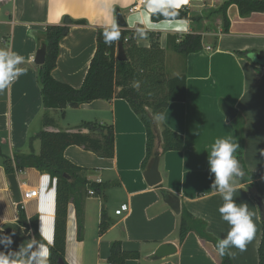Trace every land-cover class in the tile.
Wrapping results in <instances>:
<instances>
[{
    "label": "crops",
    "instance_id": "crops-1",
    "mask_svg": "<svg viewBox=\"0 0 264 264\" xmlns=\"http://www.w3.org/2000/svg\"><path fill=\"white\" fill-rule=\"evenodd\" d=\"M225 0H184L178 8L203 14L206 8L217 9ZM136 0H0V14L8 20L0 21V32L5 36L6 48L24 57L20 67L25 74L19 76L7 88L0 90V145L4 157H0V232L12 235V250L33 238L19 223V204L15 201L9 176L3 167L5 158L14 153L38 155L39 140L30 145V138L42 130L48 132H75L83 122L112 127L115 139L114 157L104 159L81 147L71 146L64 157L85 170L84 177L90 184L101 185L103 193L91 196L90 188H79L68 206L66 227V264H108L112 245L122 244L126 252H138V260L126 264H220L221 255L212 243L206 242L191 231L183 242L179 240L181 214L176 215L166 204L163 192L180 199L182 209L207 225V233L216 241L224 238L229 230L218 211L223 200L211 186L208 152L215 139L231 134L237 141L234 126L226 121L223 105L237 111V117L245 122L244 160L249 172L258 176L257 183L264 195V65L253 57L264 52V13L242 18L237 6L228 9L229 34H216L207 30L209 20L201 27L190 23L187 31H174L163 22L153 23L145 6L136 12L130 9ZM11 4L10 11L7 6ZM120 10L127 29L144 33L139 47L149 48L156 40L168 51V38L182 37L189 33L203 35L204 50L184 59L177 76L186 73L187 99L183 103H171L164 119L156 120L159 148V185H148L144 174L147 133L144 124L126 100H97L80 108H67L64 112L50 111L56 124L44 128L45 114L38 79L35 57L40 44V34L47 26L60 25L64 17L84 20L87 26H73L62 40L57 66L52 72L55 80L79 89L86 77L90 62L97 49L100 29L109 27ZM219 25V24H218ZM125 28V29H126ZM220 32V28H219ZM217 39L218 45L214 49ZM210 48V50H208ZM236 53H247L239 58ZM224 103V104H223ZM236 117V118H237ZM166 126L181 135L184 151L161 152V132ZM87 133V131H84ZM238 143V141H237ZM236 155V154H235ZM21 194L32 190L38 197L22 205L28 220H36L38 232L42 224L44 243L49 249L54 243L56 214V180L36 169L16 172ZM234 199L246 203L253 214L256 226L254 238L246 250L230 248L226 252L233 264H259V246L262 238V220L257 202L247 187L239 184ZM128 204L129 212L116 216L121 205ZM78 207L81 217H78ZM78 219L83 233L79 236ZM103 220L110 225L100 233ZM172 243L177 254L163 260L149 257L158 247ZM0 250H4L0 246Z\"/></svg>",
    "mask_w": 264,
    "mask_h": 264
},
{
    "label": "trees",
    "instance_id": "trees-1",
    "mask_svg": "<svg viewBox=\"0 0 264 264\" xmlns=\"http://www.w3.org/2000/svg\"><path fill=\"white\" fill-rule=\"evenodd\" d=\"M237 6L242 18H249L255 13H264V0H225L217 9H206L203 14L191 12L189 8L177 9L179 16L187 18L190 23L201 27L205 20H209L207 30L216 34L230 33V20L228 9ZM153 23H160L164 18L157 14L151 15ZM214 24V26L212 25ZM219 24V25H218ZM84 20H74L64 17L60 25L47 26L40 35V44L47 47L46 61L42 67H38V79L41 88L43 108L45 114L42 117L44 128L54 126L55 119L50 111L64 112L67 108H80L97 100L111 101L114 98L126 100L134 113L140 118L147 133L146 159L147 164L159 155L158 135L156 133L157 114L164 113L171 103H183L187 99L186 73L169 78L165 72L166 51L162 49L156 40L151 41L149 48L139 47L140 33L129 29H120L121 36L110 45L103 39L104 29L98 31L97 49L90 62L89 69L82 86L75 89L70 85L54 79L52 72L57 66L60 44L65 39L73 26H87ZM220 28V32H219ZM203 35L189 33L182 37L168 38V49L184 58L191 54H197L204 50ZM122 43L128 58L125 62L117 60L118 44ZM218 45L217 39L213 48ZM239 58H246L247 53H236ZM224 104V103H223ZM239 149L237 158L243 167L245 175L240 178V183L245 185L252 198L257 202L264 195L258 186V176L247 170L244 160L245 146V122L242 117H237L232 122ZM87 131V133H84ZM161 152L184 151L186 149L181 135L164 126L161 132ZM35 140L40 141L41 150L38 155L31 151L30 154L14 153L12 158H5L3 167L8 175L27 169H36L41 173L50 175L56 180V214L54 243L50 247V264L65 262L66 227L68 206L73 195L79 188H90L95 194L103 193L101 185L90 184L84 177L85 170L72 164L64 157L67 148L71 146L81 147L88 152L104 159L114 157L115 139L112 127H103L97 123L83 122L75 132H48L42 130L37 136L30 138V145ZM166 198L170 193L163 192ZM19 206V223L27 232L39 239L36 220H28L21 204ZM81 210L78 207V217ZM104 220L100 226V233L108 230ZM79 236L83 233L81 219H78ZM205 222L194 218L188 211L182 209L179 228V240L183 242L186 236L195 231L201 239L215 245L217 241L207 233ZM216 249V248H215ZM259 264H264V221H262V238L259 246ZM138 252H126L122 244L116 242L112 245L108 264H126L128 260H138ZM220 264H233L228 253L221 255Z\"/></svg>",
    "mask_w": 264,
    "mask_h": 264
},
{
    "label": "clouds",
    "instance_id": "clouds-1",
    "mask_svg": "<svg viewBox=\"0 0 264 264\" xmlns=\"http://www.w3.org/2000/svg\"><path fill=\"white\" fill-rule=\"evenodd\" d=\"M184 0H146L145 9L149 13L159 14L164 18L167 28L174 31H187L190 21L179 16L177 9ZM105 44H111L120 39L121 31L118 23L113 20L102 33ZM141 38L144 33L141 32ZM24 57L6 47H0V90L7 88L19 76L25 74L26 69L20 67ZM158 119H164V113L157 114ZM239 144L233 135L228 134L215 139L208 152V166L210 174L214 175L212 188L218 191L223 203L218 211L223 221L230 226L227 235L219 239L214 245L220 255H224L230 248L246 250L247 244L254 238L256 226L253 214L246 203H237L235 194L240 191V178L245 173L240 160L235 155ZM42 224L39 239L33 237L17 250H12V235L0 232V264H50V249L44 241Z\"/></svg>",
    "mask_w": 264,
    "mask_h": 264
},
{
    "label": "water",
    "instance_id": "water-1",
    "mask_svg": "<svg viewBox=\"0 0 264 264\" xmlns=\"http://www.w3.org/2000/svg\"><path fill=\"white\" fill-rule=\"evenodd\" d=\"M115 21L118 23L120 26V29H124L127 27L126 21L120 10L116 11L115 14ZM46 54H47V47L43 45L37 52L36 57H35V65L37 67H42L45 64L46 61ZM117 60L119 62H125L128 60L125 50L123 48V44L119 43L118 44V49H117ZM254 62L258 63L259 65H264V52H259L253 57ZM222 110L226 116V121L228 123H231L234 121L237 117V111L228 105H223ZM0 157H4L3 152H2V147L0 145ZM159 163H160V158L159 156L155 157L152 159L147 167V170L144 174V177L148 183L149 186L154 187L157 186L161 183L162 177L159 172ZM13 196L15 201L20 204L21 201V192L19 190L18 182L16 179V175H10L8 178ZM166 204L173 210V212L176 215L181 214V203L180 199L175 196V195H169V197L166 199ZM257 206L260 211V216L261 220L264 221V202L262 201L261 198L257 199ZM177 254V248L174 244L172 243H165L162 244L158 247V249L155 251L153 255L149 257L150 260L153 261H159L166 259L168 257H172ZM60 264H64L63 260H59Z\"/></svg>",
    "mask_w": 264,
    "mask_h": 264
},
{
    "label": "rangeland",
    "instance_id": "rangeland-1",
    "mask_svg": "<svg viewBox=\"0 0 264 264\" xmlns=\"http://www.w3.org/2000/svg\"><path fill=\"white\" fill-rule=\"evenodd\" d=\"M10 9H11V4L7 6V11H10ZM206 9H208V8H206ZM2 15H3V13L0 14V21L1 20L7 21L8 18L4 17ZM212 25L214 26V24H212ZM5 36L9 37L8 31L6 33L0 32V47H6V45L4 44V38H6ZM184 59L185 58L183 56L178 55L177 53L173 52L171 49H168V51H166L165 72L169 78H174L177 75V73L179 72V70L182 69V66L184 64Z\"/></svg>",
    "mask_w": 264,
    "mask_h": 264
},
{
    "label": "built area",
    "instance_id": "built-area-1",
    "mask_svg": "<svg viewBox=\"0 0 264 264\" xmlns=\"http://www.w3.org/2000/svg\"><path fill=\"white\" fill-rule=\"evenodd\" d=\"M146 4V0H136V3L132 6V8L130 9L131 12H136L141 10ZM208 50H210V48H208ZM39 192L37 190H32L29 192H24L23 194H21V201L20 204L23 205L24 203L38 197ZM89 194L91 196L95 195V192L90 189L89 190ZM129 212V206L128 204H123L120 206V208L115 212L116 216H123L125 214H127Z\"/></svg>",
    "mask_w": 264,
    "mask_h": 264
}]
</instances>
